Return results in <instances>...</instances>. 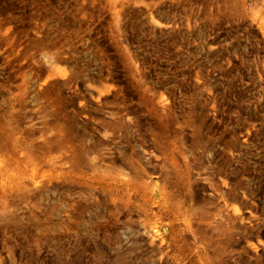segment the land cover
Wrapping results in <instances>:
<instances>
[{"label": "rangeland", "instance_id": "374dc122", "mask_svg": "<svg viewBox=\"0 0 264 264\" xmlns=\"http://www.w3.org/2000/svg\"><path fill=\"white\" fill-rule=\"evenodd\" d=\"M263 175L264 0H0V264H264Z\"/></svg>", "mask_w": 264, "mask_h": 264}, {"label": "trees", "instance_id": "16d2710c", "mask_svg": "<svg viewBox=\"0 0 264 264\" xmlns=\"http://www.w3.org/2000/svg\"><path fill=\"white\" fill-rule=\"evenodd\" d=\"M138 31H134V36H137L138 35ZM120 65H121V61H120ZM152 69H154V68H152ZM120 75H124V73L123 72H120L119 73ZM126 79L128 78L127 76L125 77ZM125 78H124V80H125ZM218 79H221V77H217ZM123 80V79H122ZM218 88H220V89H222V86H219ZM130 89V92H133V87L132 88H129ZM240 92H242V90L240 89ZM128 99H130V97H129V95H128V97H127ZM262 187H263V189H264V175H263V181H262Z\"/></svg>", "mask_w": 264, "mask_h": 264}]
</instances>
